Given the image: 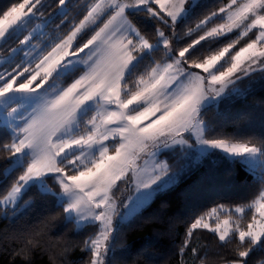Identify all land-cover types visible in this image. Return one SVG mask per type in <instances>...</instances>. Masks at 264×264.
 <instances>
[{
  "label": "snow or ice",
  "instance_id": "1",
  "mask_svg": "<svg viewBox=\"0 0 264 264\" xmlns=\"http://www.w3.org/2000/svg\"><path fill=\"white\" fill-rule=\"evenodd\" d=\"M56 4L59 23L49 17L30 31L33 19L45 16L43 0H17L0 15V42L22 35L0 58V125L8 136L0 151L7 175L20 173L0 194V214L15 213L35 188L63 209L65 223L77 231L95 228L80 246L89 254L86 264H120L125 222L219 153L258 181V193L196 215L179 245L181 264L189 252L191 264H208L207 251L192 246L197 230L212 234L216 264H250L257 253L255 264H264V136L212 135L205 119L210 109L247 94L238 82L259 72L264 83V0H228L184 33H202L184 46L176 29L200 7L198 0H91L70 25L69 0ZM141 14L157 22L154 33L134 22ZM50 24L54 34L44 31ZM231 33L238 35L224 43ZM168 152L172 162L160 159ZM121 182L134 186L126 199L116 197ZM38 246L29 236L15 255L31 264ZM73 247L64 243L63 259L52 264H65Z\"/></svg>",
  "mask_w": 264,
  "mask_h": 264
},
{
  "label": "trees",
  "instance_id": "2",
  "mask_svg": "<svg viewBox=\"0 0 264 264\" xmlns=\"http://www.w3.org/2000/svg\"><path fill=\"white\" fill-rule=\"evenodd\" d=\"M14 2L17 0H0V15ZM90 2L91 0H69L68 23L82 18ZM227 2L228 0H198L200 7L188 19L180 22L176 29L179 46L190 43L202 34L193 32L191 37L184 35L189 28L195 29L205 14ZM56 9V0H43L41 10L44 11L45 18ZM53 19H56L54 15ZM133 19L149 34L154 33L157 22H147V18L142 14ZM56 23H59L58 19ZM50 25L46 29H50ZM64 29L62 26L61 31ZM168 34L171 35L170 32ZM90 35L89 31L82 33L78 42H86ZM237 35L238 33H231L221 40L227 43ZM247 39L248 37L242 39L236 50ZM15 43L8 39L1 46L8 49ZM201 43L203 49L209 47L208 43ZM212 46L220 45L214 43ZM260 77L261 74L257 72L251 78L238 82L242 90L247 89L245 96L207 111L205 119L214 129L212 135L253 141L264 136V83ZM70 80L71 78L65 83ZM217 112L221 115L218 116ZM7 141L6 130L0 125V148ZM218 156L219 153L206 157L181 182L158 193L131 221L125 222L120 235L127 251L120 264H150V261H155L156 264H181L178 255L179 245L184 240L187 225L196 215L221 203L231 206L246 203L255 197L260 187L258 181L239 165H233L226 159H218ZM6 167V156L0 151V194L6 192L12 181L20 174L16 171L10 176L4 175ZM230 168L233 169L234 175L229 174ZM23 201H30V205L13 216L4 218L0 214V264H26V261L15 255V252L24 245L29 236L39 241V246L32 252L31 264H52L53 258L57 261L63 259L61 247L64 243L75 245L67 253V261L71 264H86L89 254L82 252L80 246L85 238L94 234L95 228L86 227L77 231L72 224L65 223L63 209L58 207L52 198L37 195L35 188L26 192ZM250 215L249 213V219ZM192 246L198 247L202 255L207 251L208 264H216L218 249L211 233L197 230L192 239ZM117 251L119 252V248ZM260 256L261 253L255 254L250 264H255ZM184 260L185 264H191L190 252Z\"/></svg>",
  "mask_w": 264,
  "mask_h": 264
},
{
  "label": "rangeland",
  "instance_id": "3",
  "mask_svg": "<svg viewBox=\"0 0 264 264\" xmlns=\"http://www.w3.org/2000/svg\"><path fill=\"white\" fill-rule=\"evenodd\" d=\"M55 11V10H54ZM52 12V13H50V14H48L47 16L48 17H46L45 18V16L43 17V18H34L33 19V21H32V24L30 25V27H29V31L31 30V28L32 27H35V25L37 24V23H41L42 21H43V19H48L49 17H52L53 18V15L58 11V7H57V9H56V11L55 12ZM69 25L71 24V23H68ZM55 26H54V24H51L50 25V29H44V31L46 32V33H49V34H54L55 33ZM64 28V27H63ZM67 29L65 28L64 29V31H66ZM89 32L91 33V31L89 30ZM24 34H26V33H24ZM22 38V35L20 36V37H11V38H9L11 41H14V43H15V40H16V43L14 44V45H12L10 48H8L7 49V47L6 46H1L2 45V43H4V42H0V58H2V57H4V56H6L7 55V53H8V51L11 49V48H15V47H18L19 45H18V39H21ZM40 38H39V36H37V38L35 39V40H33V43H36L38 40H39ZM23 55V53H21L20 54V56H22ZM15 62H19V57H17L16 58V60H15ZM4 67H8V65H5ZM3 70V68H0V71H2ZM194 142V141H193ZM170 158H173V159H175V155L172 153V152H168V153H165V154H162L161 156H160V159H167V160H169V162H172V160H170ZM3 174L4 175H6L7 173L5 172V169H4V172H3ZM49 183L51 184L52 182L51 181H49ZM57 191H58V188L56 189ZM133 191H134V186H131V185H126L124 182H121L120 183V188H119V191H117L116 192V197L118 198V199H126V197L128 196V195H130V194H132L133 193ZM28 206V205H27ZM147 205H145V207H146ZM26 207V205H25V203H24V201H22L21 202V204H20V206L16 209V212L15 213H11L10 211H9V213H8V216H13L14 214H16L17 212H19L20 210H22V209H24ZM144 207V208H145ZM143 208V209H144ZM142 210V209H141ZM140 210V211H141Z\"/></svg>",
  "mask_w": 264,
  "mask_h": 264
}]
</instances>
